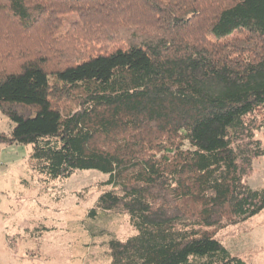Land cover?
<instances>
[{
	"label": "trees",
	"instance_id": "1",
	"mask_svg": "<svg viewBox=\"0 0 264 264\" xmlns=\"http://www.w3.org/2000/svg\"><path fill=\"white\" fill-rule=\"evenodd\" d=\"M0 112L46 180L107 175L106 264H247L217 233L264 210V0H0Z\"/></svg>",
	"mask_w": 264,
	"mask_h": 264
},
{
	"label": "rangeland",
	"instance_id": "2",
	"mask_svg": "<svg viewBox=\"0 0 264 264\" xmlns=\"http://www.w3.org/2000/svg\"><path fill=\"white\" fill-rule=\"evenodd\" d=\"M12 126L0 112V132ZM255 136L264 148V125ZM30 151V144H0V264H106V240L134 233L125 215L87 216L107 175L78 169L46 180L31 167ZM246 180L252 189L264 187V155ZM217 236L247 264H264V210Z\"/></svg>",
	"mask_w": 264,
	"mask_h": 264
}]
</instances>
